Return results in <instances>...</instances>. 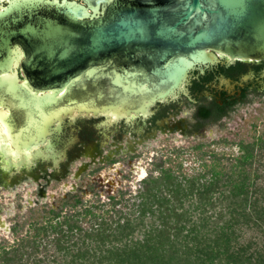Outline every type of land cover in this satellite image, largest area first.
Segmentation results:
<instances>
[{"label":"water","instance_id":"obj_1","mask_svg":"<svg viewBox=\"0 0 264 264\" xmlns=\"http://www.w3.org/2000/svg\"><path fill=\"white\" fill-rule=\"evenodd\" d=\"M80 1L11 0L0 12L2 24L12 26L0 32V57L8 50L5 40L22 37L27 81L55 105L75 104L74 110H59L65 116H146L157 102L187 93L188 74L198 64L212 63L217 55L264 59V0ZM19 64L12 63V75H18ZM177 64L182 73L172 82L162 71ZM7 67L1 60L0 70ZM91 69L115 70L122 85L140 84L145 90L122 91L112 76L90 75ZM12 111L21 120L17 104ZM32 139L19 135L8 142L21 150L35 144ZM5 226L0 218V227Z\"/></svg>","mask_w":264,"mask_h":264},{"label":"trees","instance_id":"obj_2","mask_svg":"<svg viewBox=\"0 0 264 264\" xmlns=\"http://www.w3.org/2000/svg\"><path fill=\"white\" fill-rule=\"evenodd\" d=\"M238 146L212 150L209 162L203 153L192 172L168 157L135 195H69L1 241L0 264H264V134Z\"/></svg>","mask_w":264,"mask_h":264},{"label":"flooded vegetation","instance_id":"obj_3","mask_svg":"<svg viewBox=\"0 0 264 264\" xmlns=\"http://www.w3.org/2000/svg\"><path fill=\"white\" fill-rule=\"evenodd\" d=\"M10 2L11 0H0V12L3 13ZM78 2L82 1L78 0ZM2 21L0 19V32L2 34L4 31L6 34L12 30V26L7 25L9 28L5 30L4 27L7 26L6 24L4 26ZM23 26L20 24L19 27ZM3 44L8 50L6 49V53L1 55L0 61L6 59L9 67L0 70V126L4 130L0 144L9 145L8 141L19 135L23 140L33 138L35 160L31 165L24 164L18 169L10 166L9 163L7 167L10 159L6 153L10 149H4L1 145V190L18 187L29 181L37 184V193L45 197L46 186L49 187L70 175L73 178L81 177L89 169L94 170L110 161L118 164L120 161L115 160L130 158L137 154L140 146L155 139L159 132H180L184 136L198 135L203 133L204 124L220 123L236 106L246 103L250 96L264 95V59L232 61L228 56L217 55L216 61L198 64L189 72L187 93L181 91L175 99L157 102L146 116L139 115L120 120H113L103 115L73 117L68 113L66 116H61L59 112L61 108L74 110L75 104L55 105L54 98H48L52 103L42 106L47 113L44 128L41 115L37 121L32 119L31 115L28 116L24 107L18 106L21 118L18 120L17 113L12 111V104L18 102L10 96L13 82H19V86L23 89L30 87L31 91L35 92L36 98L44 96L40 89L38 91L34 84L27 81L22 70V63L27 60L24 53L25 41L22 37L5 40ZM16 62L20 64L17 67L18 75L14 76L11 66ZM23 83L25 85H21ZM188 106L194 108L191 120L188 119L190 113L186 111ZM205 109L210 111L209 116L202 118ZM37 125L42 126L41 132ZM23 150L26 151L23 148L16 152ZM77 160L81 162L72 172ZM131 161L130 158L129 162ZM100 179L103 180V177ZM66 185H71L70 190H74L76 186L75 183Z\"/></svg>","mask_w":264,"mask_h":264},{"label":"rangeland","instance_id":"obj_4","mask_svg":"<svg viewBox=\"0 0 264 264\" xmlns=\"http://www.w3.org/2000/svg\"><path fill=\"white\" fill-rule=\"evenodd\" d=\"M88 72L90 75L112 76L113 82L116 81L118 86H122V91L128 89L130 93L137 94L145 90L140 84L122 85L115 70L99 72V70L91 69ZM162 72L166 73L165 75L168 74V77L170 75L171 81L175 82L181 76L182 67L177 64L173 71L169 69ZM10 88V94L18 100L14 104L24 107L25 112L28 113V116L31 115L32 119L37 120L41 115V121L43 120L45 128L47 113L42 105L50 103V99L36 98L35 92H32L30 87L27 86L26 89H23L16 82H13ZM115 89L119 90V88ZM112 90L114 89L110 88L109 92L112 93ZM119 95V93L115 95L116 99ZM186 111L190 113L188 119L191 120L194 108L188 106ZM37 126L40 127L39 132H41L42 126ZM202 130L203 133L188 134L187 136L180 132H159L155 139L140 146L137 154L130 156L131 162H129V157L117 159L115 161H120L118 164L110 161L94 170L89 169L81 177L73 178L70 175L49 187L46 186L45 197H41L37 193V184L29 183V181H25L18 187L7 190L0 189V218L8 227V229L6 226L5 228L0 227V242L4 240L12 242L15 236H19L20 233L24 234L29 223L41 219L45 215V211L50 208L61 206L67 199H70L69 203H73L74 200L69 195H77L83 199L84 203L89 204L97 202L103 204L108 201L109 195L118 196L122 191L126 193L130 191L132 195H135L142 186L141 181L151 173L157 176L159 172L156 164L168 160V157H172L173 165L181 162L185 172H192L195 169H200L203 153H207L204 159L208 162L212 150L219 153L225 152L226 155L232 153L237 155L240 141H253L255 137L264 134V95L250 96L246 103L236 106L220 123L208 122L204 124ZM199 145L204 147L197 148ZM80 162L76 161L72 172L76 170ZM169 165V163L165 164V166ZM100 177H103V180ZM68 183H75V189L70 190L72 188L71 185H66ZM63 184L65 185L63 186ZM67 209L69 208L64 210ZM17 223L27 224L22 230L15 233L13 226Z\"/></svg>","mask_w":264,"mask_h":264},{"label":"bare ground","instance_id":"obj_5","mask_svg":"<svg viewBox=\"0 0 264 264\" xmlns=\"http://www.w3.org/2000/svg\"><path fill=\"white\" fill-rule=\"evenodd\" d=\"M62 115V113L60 114ZM73 117H76L77 114L76 113H73L72 114ZM60 119V116L58 117ZM0 125H1V122H0ZM3 133H4V130H3V127L0 126V142L2 140V137H3ZM1 145H3L4 149H10V150H7V153L6 155L9 157V161L7 162V167H8V163L10 166H15L17 169L22 166V165H31L32 162L35 160L34 159V153H35V150L34 149V146H31L30 148L26 149V151L23 150V152H16V149H14L10 144H3L1 143L0 144V148L2 149ZM20 151V149L18 150Z\"/></svg>","mask_w":264,"mask_h":264}]
</instances>
